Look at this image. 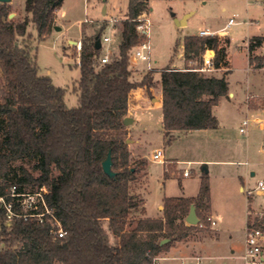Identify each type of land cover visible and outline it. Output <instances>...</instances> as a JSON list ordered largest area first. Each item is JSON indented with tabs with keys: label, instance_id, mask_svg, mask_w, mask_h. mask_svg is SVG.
Instances as JSON below:
<instances>
[{
	"label": "trees",
	"instance_id": "obj_1",
	"mask_svg": "<svg viewBox=\"0 0 264 264\" xmlns=\"http://www.w3.org/2000/svg\"><path fill=\"white\" fill-rule=\"evenodd\" d=\"M63 2L26 0L27 16L21 20L9 17L10 3L0 2V193L12 184L20 190L46 185L48 202L67 231L55 238L48 222L16 218L0 264H150L194 229H208V213L201 216V210L210 209L209 178L203 176L196 196L165 197L162 216L146 215L144 200L131 190L145 161L140 168L129 166L124 118L131 91L139 86L149 89L151 80V76L132 80L130 61L133 49L146 38L138 32L136 18L147 4L129 0L119 51L108 62L101 61L102 47L96 48L102 31L83 38L76 87L79 104L68 107L65 88L39 73L32 42H21L30 22L39 38L49 35ZM263 43V35L251 37L250 53ZM183 45L187 63L201 60L207 47L216 51V67L225 63V46L216 35L188 34ZM263 59L250 55V64L262 67ZM195 68L161 69L162 121L168 142L175 130L219 124L213 108L229 95V82L225 75H206ZM109 151L115 176L102 165ZM192 204L206 226L186 222ZM113 237L118 240L113 242Z\"/></svg>",
	"mask_w": 264,
	"mask_h": 264
},
{
	"label": "rangeland",
	"instance_id": "obj_2",
	"mask_svg": "<svg viewBox=\"0 0 264 264\" xmlns=\"http://www.w3.org/2000/svg\"><path fill=\"white\" fill-rule=\"evenodd\" d=\"M25 1L10 3V14H13L10 18L21 20L27 16ZM144 1L151 20L149 40L154 71L149 73L146 61L139 60L137 65L131 63L132 80L140 82L151 76L149 89L136 87L129 96L126 116L135 119L126 125L129 166L140 168L141 161H145L137 179L131 183V190L145 201L146 215L156 216L161 212L159 204L165 197L196 195L203 176L207 175L215 220L222 227L221 241L213 239V226L208 225V229L203 230L199 227L187 239L176 241L168 251L161 252L160 264H240L239 257L224 259L208 255L230 254L232 237L242 236L246 226L248 190L252 192L254 208H264V193L257 187L260 180L264 181V127L252 122L246 132L240 131L246 117L257 115L264 120V59L262 67H255L248 59L249 38L264 34V0ZM128 3L129 0H64L55 13L53 30L44 38H39L35 25L29 23L28 35L21 38V42H32L39 73L50 76L55 85L65 88L68 107L79 104L76 87L81 75V49L69 39L82 41L86 36L102 31V37L109 35L111 42L108 48V43L102 42L101 56L108 52L111 58L114 57L119 51L120 31ZM186 14H190L189 24L177 25L175 19H182ZM231 17L235 18V23L226 28L230 41L225 47V52L230 49V54L226 52V55L231 58V65L203 73L216 76L228 73L230 92L232 89L235 96H223L214 106L213 112L219 121L216 128L175 132L176 137L168 142L163 128V110L158 102H154V97L162 93L161 69L165 66L200 67L203 57L188 63L185 60V36L197 34L206 27L219 32ZM227 35L224 38L216 35L222 46H225ZM255 56L264 58V48ZM248 93L251 95L246 99ZM247 102L252 111L248 110ZM157 149L163 150V158L172 161L167 168V162L164 165L161 158L153 157ZM204 164H207V173L202 169ZM185 169L190 170V175L183 174ZM241 184L244 191L239 190ZM208 212L201 210V216ZM117 240L113 237V242Z\"/></svg>",
	"mask_w": 264,
	"mask_h": 264
},
{
	"label": "built area",
	"instance_id": "obj_3",
	"mask_svg": "<svg viewBox=\"0 0 264 264\" xmlns=\"http://www.w3.org/2000/svg\"><path fill=\"white\" fill-rule=\"evenodd\" d=\"M136 20L138 32L146 36V38L133 49L130 61L132 64L139 60L146 61L147 69H152V45L149 40L151 26L150 16L146 11H143L138 15ZM233 23H235V18L231 17L226 27L219 32L210 29H201L199 30L198 35H219L220 32H226V28ZM103 41L109 43L111 37L109 35H104L102 37V42ZM76 46L79 50L82 49V41H76ZM215 55V50L207 47L203 53L202 65L195 69L201 72L219 69V67H216L214 64ZM109 60L110 54L106 52L101 58V61L104 63ZM262 121V118L259 116H253L252 118L246 117L242 121L240 131L246 132L247 127L252 122L260 124ZM262 148L264 150V143ZM163 156L164 152L162 149H157L153 153L155 159L161 158V161L166 162ZM189 174L190 170L185 169L184 175ZM257 187L259 192L264 193V181L260 180ZM48 193L49 188L46 185L39 186L34 190H20L16 184H12L7 187L4 193H0V208L4 211V216L0 218V253L3 252L8 245V231L11 229L13 221L16 218H35L42 223L48 222L50 224V231L55 238H62L67 234V231L64 229L61 220L56 215L54 208L50 206L48 202ZM248 194L251 196V190H248ZM207 220L210 226H215L216 220L211 214H208ZM198 224L201 227L206 226V224L201 222ZM261 225L264 226V208L250 210L246 226L245 249L242 254L239 255V259H241L240 264H264V229ZM160 258V256H155L153 262L150 264H160ZM196 258L200 259L199 256Z\"/></svg>",
	"mask_w": 264,
	"mask_h": 264
},
{
	"label": "crops",
	"instance_id": "obj_4",
	"mask_svg": "<svg viewBox=\"0 0 264 264\" xmlns=\"http://www.w3.org/2000/svg\"><path fill=\"white\" fill-rule=\"evenodd\" d=\"M13 1L14 0H11V4L13 3ZM191 14V13H190ZM190 14H186L185 15V18H186V24H189V19H188V17L190 16ZM202 29H209L208 27H206V28H202ZM201 30V29H200ZM199 32V31H198ZM198 32H197V35H198ZM225 35H227L226 34V32H220V34H219V36L220 37H222V38H224L225 37ZM259 35H263L264 36V34H258V35H253V36H259ZM253 36H251V37H253ZM250 37V38H251ZM249 38V39H250ZM226 39H229V36L227 35V38H225V40ZM70 41H75V40H72V39H69V42ZM229 41H230V39H229ZM249 41V40H248ZM111 42V41H110ZM109 42V43H110ZM109 43L107 44V48H108V46H109ZM229 43V42H228ZM228 43H226L225 42V47H226V45L228 44ZM183 47H184V45H183ZM262 48H264V43L262 44V45H260V46H257L253 51H252V55H255V54H257V55H259V53H260V50L262 49ZM226 49V48H225ZM249 50V49H248ZM216 52V51H215ZM227 54H230V49H227ZM185 54V53H184ZM182 55H183V52H182ZM250 55H251V53H250V51H249V63H250ZM231 65V58L230 57H228L227 55H226V58H225V63L224 64H222V66L221 67H223V66H227V65ZM134 65H137V63H134ZM221 67H219V69L221 68ZM140 68L141 69H144L145 67L144 66H140ZM229 70H228V72L231 70V66H229V67H227ZM132 71V70H131ZM228 73H225V74H223V75H225L226 76V78H227V80H228V75H227ZM222 76V75H221ZM228 82H229V80H228ZM161 88H162V86H161ZM229 88H230V84H229ZM234 95L235 96V92L231 89V92L229 93V95ZM251 94H247L246 95V99L247 98H249V96H250ZM154 102H158L157 104L159 105V106H161V108H162V93L161 94H158V96H156V97H154ZM247 108H248V110L249 111H252V110H250L249 109V107H248V102H247ZM255 116H257V115H255ZM162 118H163V116H162ZM263 120V119H262ZM133 121H135V119L133 120ZM260 125V127L261 128H263L264 127V120L259 124ZM242 126V125H241ZM240 126V127H241ZM190 131H192V130H188V131H181V130H175V131H173L172 132V139H174L176 136H175V132H178V133H180V132H190ZM244 133V132H243ZM164 160L167 162L166 163V168H167V164L169 165L170 164V162H172L171 160L169 161V160H167L166 158H164ZM164 165H165V162H164ZM165 168V169H166ZM204 171V170H203ZM183 174H184V172H183ZM147 175V174H146ZM190 175V174H189ZM185 176H188V175H185ZM199 190H200V186H199ZM199 190H198V193H199ZM239 190L240 191H244L245 190V188H244V186L241 184L240 186H239ZM197 193V194H198ZM196 194V195H197ZM196 195H191V196H186V197H193V196H196ZM251 198H253L252 197V195L251 196H248V205H247V211H246V226H247V221H248V218H249V211L251 210H258V209H262L263 207H260V208H258V209H255L254 208V206L252 205V202H253V199L251 200ZM144 203H145V201H144ZM145 205V204H144ZM146 207V206H145ZM163 203H160L159 204V209H160V213L158 214V215H156V216H149V217H158V216H162L163 215ZM146 213H147V210H146ZM208 214H211L215 219H216V216H215V209H214V206H213V204H212V197H211V202H210V209H209V212H208ZM148 216V215H147ZM246 226L243 228V232H242V236L241 237H237L236 239H234L233 237H232V248L230 249V254H223V255H219V254H217V255H208V257H222V258H224V259H237L238 257H239V255L240 254H242V252L244 251V249H245V237H246ZM213 228L215 229V233H214V235H213V239H215V242H220L221 241V230H222V227L220 226V224H219V222L218 221H216V224H215V226H213ZM212 236V235H211ZM234 239V240H233ZM197 257V256H196ZM200 257V256H199ZM206 257H207V255H206Z\"/></svg>",
	"mask_w": 264,
	"mask_h": 264
},
{
	"label": "water",
	"instance_id": "obj_5",
	"mask_svg": "<svg viewBox=\"0 0 264 264\" xmlns=\"http://www.w3.org/2000/svg\"><path fill=\"white\" fill-rule=\"evenodd\" d=\"M0 2L2 3H10L11 0H0ZM13 15V14H10V16ZM176 20V24L179 25V26H184L186 25V18H182V19H175ZM57 29H60L59 26H55ZM76 43V41H74ZM102 47V39L100 37H98L96 39V48H101ZM133 118L130 117V116H126L124 118V123L126 125H128L129 123L133 122ZM103 165V169L104 171L109 175V176H115V171L113 170L112 168V165H113V159H112V154H111V151H109L107 157L105 158V160L103 161L102 163ZM203 170L207 171L208 172V168H207V164H204L203 165ZM186 221L187 223L189 224H198L199 223V217L197 215V212H196V207L194 204L191 205V209H190V212L189 214L187 215L186 217ZM167 241L166 239H164L162 242H165Z\"/></svg>",
	"mask_w": 264,
	"mask_h": 264
}]
</instances>
